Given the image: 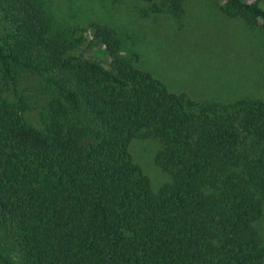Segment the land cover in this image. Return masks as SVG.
<instances>
[{
  "label": "trees",
  "instance_id": "1",
  "mask_svg": "<svg viewBox=\"0 0 264 264\" xmlns=\"http://www.w3.org/2000/svg\"><path fill=\"white\" fill-rule=\"evenodd\" d=\"M142 1L143 15L184 12V0ZM219 9L264 33L257 2ZM53 23L43 0H0V74L39 75L55 95L36 126L0 105L14 253L0 264H264V100L196 101L124 57L110 26ZM137 137L160 144L169 181L156 191L129 153Z\"/></svg>",
  "mask_w": 264,
  "mask_h": 264
},
{
  "label": "rangeland",
  "instance_id": "2",
  "mask_svg": "<svg viewBox=\"0 0 264 264\" xmlns=\"http://www.w3.org/2000/svg\"><path fill=\"white\" fill-rule=\"evenodd\" d=\"M43 1L56 27L88 29L100 23L113 28L121 39V54L170 91L185 92L196 101L264 100V33L257 25L226 16L219 9L222 0H184L180 18L143 15L151 3L142 0ZM246 1L264 8V0ZM90 35L88 31L86 36ZM18 81L13 85L0 74V105L13 108L36 126L55 95L45 91L39 75L22 74ZM159 147L152 138L137 137L128 144L133 161L154 191L169 181L155 162ZM254 224L264 237V210ZM8 233L0 225V250L13 257Z\"/></svg>",
  "mask_w": 264,
  "mask_h": 264
}]
</instances>
